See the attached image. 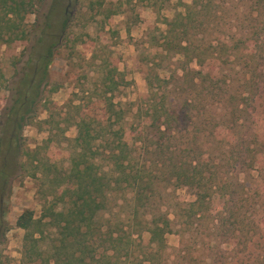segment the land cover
Returning <instances> with one entry per match:
<instances>
[{
    "label": "rangeland",
    "instance_id": "374dc122",
    "mask_svg": "<svg viewBox=\"0 0 264 264\" xmlns=\"http://www.w3.org/2000/svg\"><path fill=\"white\" fill-rule=\"evenodd\" d=\"M37 1L19 20L26 39L0 46V137L20 79L53 46L41 100L20 130L16 152L5 156L9 176L0 181V264H40L24 256L25 232L15 221L30 211L35 238L39 230L53 233L41 206L76 181L70 177L74 161L87 164L91 174L102 176V186H110L93 227H101L100 233L85 255L86 260L101 256L92 264H114V257L117 264H264V225L258 228L264 224V0H206L202 16L185 23L187 31L203 25L196 39L209 46L225 40L221 61L213 63L211 74L218 79L211 93L206 83L194 81V63L186 64L184 75L182 58L164 49L165 22L191 0ZM239 39L244 51L231 49ZM110 77L112 102L121 115L99 125L94 104ZM162 107L172 113L168 119ZM82 114L95 137L98 131L107 138L123 132L132 149L127 171L140 172L137 185L129 176L115 184L106 154L110 145L98 137L80 160L73 139ZM191 160L204 177L212 175L213 201L222 194L219 212L202 208L200 217L191 216L198 209L191 208L196 191L175 178ZM69 205L63 197L53 209ZM153 220H167L171 229L161 248L146 232ZM109 233L119 235L117 245ZM49 240L36 244L42 258L49 256Z\"/></svg>",
    "mask_w": 264,
    "mask_h": 264
},
{
    "label": "trees",
    "instance_id": "16d2710c",
    "mask_svg": "<svg viewBox=\"0 0 264 264\" xmlns=\"http://www.w3.org/2000/svg\"><path fill=\"white\" fill-rule=\"evenodd\" d=\"M37 2V0H0V46H10L26 39L24 31L20 28L21 24L19 20L22 19V13H26L25 11ZM206 3H208L206 0H191L190 5H183L185 7L184 12L177 13L170 21L165 22L166 30L164 31L163 39L166 46L164 49L173 51L174 54L182 58L183 61L179 68L180 72L185 75L188 69L186 68V64L194 63L197 68V70L192 72L194 81L200 80V83H206L205 88L211 93L215 87L214 82L218 79L211 74L215 69L213 63L221 61L220 54L225 49V40H217V43L209 46L207 42H204V38L196 39V36L199 35L198 31H202L200 28L203 25L199 29L193 28L187 31L185 24L193 20L192 16H195V18L201 17ZM111 15L107 14L105 18H109ZM170 39L175 41L174 44L171 43ZM240 44L244 45V41L241 39L234 40L231 49L234 46V49L238 48L242 50ZM52 47H48L46 52L37 58V64L31 68V71L23 75L20 79L19 89L11 97L12 103L5 114L4 129L6 130V134L0 137V155H2L0 165L1 182L5 181L9 176L7 171L9 161L5 156L16 152L20 130L25 125V120L30 119V114H33V109L41 100L39 91L40 82L45 78L51 60ZM244 50L245 48L242 51ZM240 58H242V54ZM204 68H206V72L203 70ZM103 85L105 88L97 99V103L94 104L98 106L95 109L98 111L96 116L99 115V119H97L99 125L100 122L113 123L121 115L119 109H116V104L112 102L110 94L111 86H115L114 80L110 77L108 78V82H103ZM161 109V114L163 113L162 116L164 115V118L168 119L172 115V113H169L163 107ZM85 111L87 113L88 109ZM90 123L88 115L82 114L78 117L75 124L76 136L73 141L80 149V160L84 159L86 151L90 149V144L98 137L100 143L104 142L110 145L106 154L112 162L111 173L116 174V178L113 180L115 184L121 179L127 180L129 176L133 185H137L141 179L140 172L137 170L134 173L131 170L127 171L130 167L129 162H127L129 160L128 152L132 151V149L123 140V132L120 131L118 133L116 131L112 134L111 138H107L109 135L98 131L95 137ZM155 131L158 134H164L163 132H159L158 127H155ZM83 163L74 161L70 168V177L75 178L76 181L68 182L69 185L61 188L58 196L54 199L52 198L48 204L44 201L41 206V218L48 217L45 223L46 225L53 226V233L44 234L42 230H39L36 232L38 236L35 238L34 234L29 231V227L33 224L32 213L24 211L17 217L15 225L25 232L23 251L24 256L29 260H32V257L33 259L36 257V259H40V264H92L91 261L99 262L101 256H98L97 259H94V256H89V260H86L85 255H88L87 253L90 251L89 249L95 235L100 233L101 227H98L96 230L93 227L96 217L103 209L106 194L110 186H102V176L95 172L91 174L89 166ZM79 165L84 166L79 169ZM211 177V174L208 175V178L203 176L200 171V165L195 160H191L185 169L179 167V173L177 172L175 177L178 185L194 188L196 191L195 201L191 204V208L195 206L198 209L191 213L193 217H200V213H202L200 209L202 208L205 212L210 211V214L214 211L219 212V201L222 199V194L220 193V198H217L218 202L215 203L213 201L214 192H212V188L214 186L212 185ZM89 178V182H86ZM135 194L136 198L141 195L138 190L135 191ZM63 197L69 199L70 205L63 207L59 211H55L53 205L57 201H61ZM151 223L146 230L149 235V242L161 248L163 236L171 233V229L168 226L169 223L167 220H153ZM263 225L262 222H259L258 228ZM107 237L111 241L113 240L114 244H118L119 235L111 238V234L109 233ZM43 238L50 239L49 241L51 242L47 258L40 257L42 253L37 252L36 249V244ZM53 241L57 242V244L52 243ZM27 246L29 247L27 248ZM110 255L108 257H112ZM115 262H117L116 257H114V264H117Z\"/></svg>",
    "mask_w": 264,
    "mask_h": 264
}]
</instances>
